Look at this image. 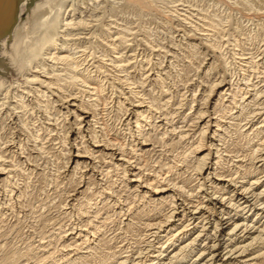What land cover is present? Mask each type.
<instances>
[{
  "label": "bare ground",
  "instance_id": "obj_1",
  "mask_svg": "<svg viewBox=\"0 0 264 264\" xmlns=\"http://www.w3.org/2000/svg\"><path fill=\"white\" fill-rule=\"evenodd\" d=\"M102 1H38L28 19L15 27L13 41L9 43L5 38L1 42L0 57L25 82L12 85L0 76V222L6 219L8 210L15 211L7 199L15 193V178L27 173L23 160L27 148L14 131V121L17 119L31 136L40 138L36 118L27 121L25 117L36 113L37 104L50 115L58 98L62 117L68 121L61 153L67 172L78 176L83 184L80 189L89 186L99 172L109 177L112 166L130 192L122 195L105 187L98 200L89 201L91 210L81 209L78 216L73 211L68 214L70 223L57 234L68 252L63 264H264V62L253 58L247 61L239 55L242 59L238 72L235 70L237 83L215 79L203 102L205 107L195 111L197 131L177 133V128L172 132L168 128L161 139L145 135L142 129L143 122L155 119L153 102L127 85L123 94L128 97L120 104L119 121L135 144L126 141L123 145L110 136L109 125H99L98 108L105 104L106 86L97 71L86 67L93 49L85 46L89 33L84 32L93 21L83 17L81 6L88 8ZM124 1L126 6L141 11L150 6L147 0ZM28 3L23 2L21 12ZM8 6L9 0L0 6L4 11L0 17L9 18L7 26L13 18V12L4 17ZM97 35L91 34L93 39ZM127 40L122 38L124 44ZM212 47L220 51L217 44ZM234 52L232 55H236ZM127 64L130 66L121 57L112 62L117 69H125ZM70 87L80 90L76 94L70 92ZM82 87L87 90L82 91ZM158 122L164 129L166 119ZM170 134L179 139L177 144L194 140L189 154L180 160L176 157L168 169L193 166L195 174L191 178L197 183L194 188L187 182H171L160 172V177L154 179L145 176L134 160L152 151L156 140L174 142ZM237 137L242 139L235 143ZM79 190L78 194L82 193ZM135 231L140 233L137 239ZM3 233L0 227V249L4 246ZM41 244L49 245L51 239Z\"/></svg>",
  "mask_w": 264,
  "mask_h": 264
},
{
  "label": "rangeland",
  "instance_id": "obj_2",
  "mask_svg": "<svg viewBox=\"0 0 264 264\" xmlns=\"http://www.w3.org/2000/svg\"><path fill=\"white\" fill-rule=\"evenodd\" d=\"M3 1L0 0V6ZM38 1L41 0H29L21 12L22 2L11 35L2 40L8 38L9 43L13 41L15 27L28 19ZM147 4L150 6L144 11L126 6L124 0H103L88 8L81 6L83 17L93 21V26L83 31L89 33L85 46L93 49V55L87 59L86 67L97 71L106 86L103 95L105 104L101 103L98 108L97 119L100 127L109 125L110 136L123 145H126V141L127 144L134 143L119 121L122 115L120 104L128 97L123 92H126L129 86H133L140 95L144 94L146 99L149 98L148 101L153 102L156 107L152 109V115L156 119L153 121L157 125L153 121H146L142 123V129L145 135L158 136L161 139L162 133L168 128V131L171 129L169 132L177 128V133L182 130L197 131L195 111L205 107L203 102L210 94L215 79L226 80L233 85L237 83L238 62L242 58L264 62V0H147ZM2 11L0 7V15L4 14ZM12 12V8L5 9L4 17H8ZM8 19L0 17V29L6 28ZM94 32L98 34L96 39L91 36ZM124 37L128 39V44L122 42ZM216 44L219 46L217 50L220 51H215L216 48L212 47ZM232 51H237L234 52L236 55H232ZM118 57L126 59L130 66L127 64L125 69L114 68L112 62ZM237 57L240 58L237 60ZM233 60H237V63ZM0 76L12 85L18 81L25 82L1 57ZM250 76H253V73H250ZM69 90L77 94L80 89L70 87ZM86 90L87 88L82 87V91ZM55 101L58 103L52 106L50 115L44 114L43 108L37 104L34 105L36 113L25 117L28 118L27 121L36 118L35 127L41 136L38 139L31 136L17 119L14 121L17 122L14 131L27 148L26 157L23 159L27 173L18 172L19 175L15 178V193L7 198L11 200L9 203L15 206V211L8 210L6 219L0 222L4 232L0 264H63V258L68 257V252L64 250V245L59 240L61 236L58 237L57 234L60 233V228L70 223L71 217L68 214L73 211L78 216L81 209L91 210L88 204L98 200L105 187L113 188L122 195L130 193L127 192V186L121 184L120 177L112 166L108 169L109 177L105 176L106 173L100 175L99 172L93 176L95 178H92L89 186L80 189L83 184H80L78 176L72 177L73 174H69L65 168L61 150L68 121L62 117L58 98H55ZM192 109L193 112H190ZM162 118L167 122H164V129L160 127L163 123L158 122L163 120ZM48 128L49 130H46ZM34 133L36 134L35 129L33 135ZM170 138L174 142L166 140L164 143L156 140L152 151L134 160L136 164H140L141 173L145 176L154 179L162 175L161 177L165 176L171 182H187L188 187L194 188L197 183L191 178L195 174L193 166L189 164L184 170H181V167L178 171L168 170L176 157L180 160L189 154V146L194 140L177 144L179 139H175L174 134H170ZM241 139L237 137L235 143ZM78 190L82 193L78 194ZM130 191L133 192V189ZM73 195H76L74 203ZM3 199L6 201V197ZM72 204L76 207L72 208ZM63 206L65 209H62ZM104 211L102 210V213ZM134 233L137 239L140 233ZM49 238L51 244H41L49 242Z\"/></svg>",
  "mask_w": 264,
  "mask_h": 264
},
{
  "label": "water",
  "instance_id": "obj_3",
  "mask_svg": "<svg viewBox=\"0 0 264 264\" xmlns=\"http://www.w3.org/2000/svg\"><path fill=\"white\" fill-rule=\"evenodd\" d=\"M24 0H9V6L13 10V18L11 19L9 26H7L4 30L0 31V41L5 37V36H10L13 30V27L16 25L14 23L15 17L18 16L19 8H21V4Z\"/></svg>",
  "mask_w": 264,
  "mask_h": 264
}]
</instances>
